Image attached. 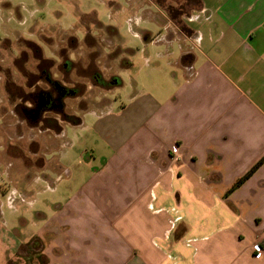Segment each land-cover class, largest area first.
<instances>
[{
	"label": "crops",
	"instance_id": "obj_1",
	"mask_svg": "<svg viewBox=\"0 0 264 264\" xmlns=\"http://www.w3.org/2000/svg\"><path fill=\"white\" fill-rule=\"evenodd\" d=\"M156 6L133 94L78 125L101 164L50 216L0 193V264H264V163L231 190L264 157V0Z\"/></svg>",
	"mask_w": 264,
	"mask_h": 264
},
{
	"label": "rangeland",
	"instance_id": "obj_2",
	"mask_svg": "<svg viewBox=\"0 0 264 264\" xmlns=\"http://www.w3.org/2000/svg\"><path fill=\"white\" fill-rule=\"evenodd\" d=\"M152 1L0 0V193L26 187L35 192L29 210L50 216L101 164L85 147L82 135L90 132L74 121L89 122L86 111H105L109 100L133 94L134 58L143 55L139 28H152L156 5L171 3ZM54 82L63 107L48 103V93H58ZM54 170L61 176L55 191L37 182ZM13 260L42 264L36 251Z\"/></svg>",
	"mask_w": 264,
	"mask_h": 264
},
{
	"label": "trees",
	"instance_id": "obj_3",
	"mask_svg": "<svg viewBox=\"0 0 264 264\" xmlns=\"http://www.w3.org/2000/svg\"><path fill=\"white\" fill-rule=\"evenodd\" d=\"M113 57H116V56H113ZM46 59V58H45ZM48 60V59H47ZM123 61V60H121ZM122 66L123 67H127L129 66L128 63H122ZM120 83H121V80H120ZM78 120V119H77ZM74 124L75 125H79L80 122L79 121H74ZM264 163V157L246 174L244 175L242 178H240L232 187L231 190H234L236 189L237 187H239L246 179H248L257 169L259 166H261L262 164ZM41 259H42V264H47L46 260L44 257H42L41 255Z\"/></svg>",
	"mask_w": 264,
	"mask_h": 264
},
{
	"label": "flooded vegetation",
	"instance_id": "obj_4",
	"mask_svg": "<svg viewBox=\"0 0 264 264\" xmlns=\"http://www.w3.org/2000/svg\"><path fill=\"white\" fill-rule=\"evenodd\" d=\"M54 85H55L58 93H57L56 96L53 94V92L48 93L49 94V98H50L48 100V103H52V106L53 107L54 106L63 107L64 106V103H63L62 99H63L64 96L62 97L61 94H59V87H57V83L54 82ZM55 87L54 86L52 87L54 91H55Z\"/></svg>",
	"mask_w": 264,
	"mask_h": 264
},
{
	"label": "built area",
	"instance_id": "obj_5",
	"mask_svg": "<svg viewBox=\"0 0 264 264\" xmlns=\"http://www.w3.org/2000/svg\"><path fill=\"white\" fill-rule=\"evenodd\" d=\"M172 152H173L174 156H176V158L178 159L180 157V146L174 145L172 147Z\"/></svg>",
	"mask_w": 264,
	"mask_h": 264
}]
</instances>
